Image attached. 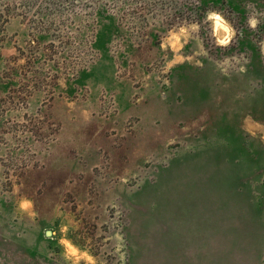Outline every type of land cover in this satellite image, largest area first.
I'll return each instance as SVG.
<instances>
[{
    "label": "rangeland",
    "instance_id": "obj_1",
    "mask_svg": "<svg viewBox=\"0 0 264 264\" xmlns=\"http://www.w3.org/2000/svg\"><path fill=\"white\" fill-rule=\"evenodd\" d=\"M0 264H264V0H0Z\"/></svg>",
    "mask_w": 264,
    "mask_h": 264
},
{
    "label": "water",
    "instance_id": "obj_2",
    "mask_svg": "<svg viewBox=\"0 0 264 264\" xmlns=\"http://www.w3.org/2000/svg\"><path fill=\"white\" fill-rule=\"evenodd\" d=\"M46 234H47L48 236H51L52 231L48 230V231L46 232Z\"/></svg>",
    "mask_w": 264,
    "mask_h": 264
}]
</instances>
